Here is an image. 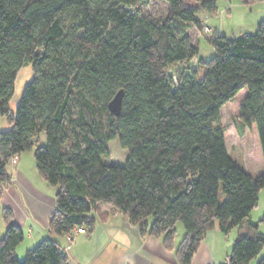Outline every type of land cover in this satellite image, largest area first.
<instances>
[{
  "label": "trees",
  "instance_id": "16d2710c",
  "mask_svg": "<svg viewBox=\"0 0 264 264\" xmlns=\"http://www.w3.org/2000/svg\"><path fill=\"white\" fill-rule=\"evenodd\" d=\"M144 1L0 0V114L10 124L0 132V198L12 184L10 159L34 151L39 174L57 188L51 235L92 233L91 213L109 203L143 236L161 238L180 264H191L208 231L239 227L225 264H250L264 246L250 217L264 171L253 176L231 157L214 120L246 89L236 129L243 136L256 126L264 162V18L256 32L210 37L214 55L205 59L188 29H202L199 14L217 13L219 0H164L161 16L145 14ZM28 62L34 76L14 113ZM120 89L115 115L109 103ZM113 140L127 150L124 163L103 161ZM178 221L185 233L176 244ZM24 238L8 219L0 264H69L53 237L19 259Z\"/></svg>",
  "mask_w": 264,
  "mask_h": 264
},
{
  "label": "rangeland",
  "instance_id": "374dc122",
  "mask_svg": "<svg viewBox=\"0 0 264 264\" xmlns=\"http://www.w3.org/2000/svg\"><path fill=\"white\" fill-rule=\"evenodd\" d=\"M218 8L219 10L215 14L206 12L199 14V17L203 20L202 29L197 27L188 29L192 43L199 45L200 55L205 59H209L214 55V50L208 41L210 37L219 33L235 37L245 32H256L258 22L264 18V0H219ZM141 9L145 14L161 16L167 14L168 5L164 0H147L142 3ZM192 66L198 67L197 60ZM178 67L179 65L175 64L171 66L170 71L175 73ZM33 76V68L28 62L19 71L15 82V91L10 102V107L14 113L25 86L32 80ZM245 94L246 89H242L232 100L226 103L220 110L219 116L214 120V124L224 126L226 144L231 157L240 166L250 170L252 174H260V165L264 162L256 126L246 129L243 136L239 135L236 129V124L239 122L240 102ZM9 128L10 124L6 117L0 114V132ZM114 143L115 140L111 141L110 145ZM125 152L127 153V150L123 151L116 142L113 155L109 157L104 156L103 161L106 163H124ZM7 169L11 173L13 171L16 172L18 175L14 185L17 186L20 199L26 203L29 209H34L35 211L49 209V206L46 205L47 202L50 205H56L57 188L48 184L39 174L34 151H25L20 155H15L8 162ZM8 186L1 188L2 195ZM40 196L44 198L42 203L40 202ZM250 217L259 223V231L264 233V222L260 221L264 217V188L259 194L258 206L253 209ZM8 219L12 223V211L11 209H5L0 202V239L4 235ZM44 221V219H41V222L37 225L39 227L38 230L34 229L32 231L31 226H27L24 233H27L28 236V233H39V230L43 232L48 229V223L44 224ZM176 226L178 235L185 233V226L182 221H178ZM239 230V227H235L228 234L220 232L221 239L218 241V253L221 264L227 263ZM36 244H32L28 238L23 240L16 248L17 257L21 260L24 259L26 250L34 248ZM262 257L264 258V246L259 255L250 264H257L258 259Z\"/></svg>",
  "mask_w": 264,
  "mask_h": 264
},
{
  "label": "crops",
  "instance_id": "0c3cea01",
  "mask_svg": "<svg viewBox=\"0 0 264 264\" xmlns=\"http://www.w3.org/2000/svg\"><path fill=\"white\" fill-rule=\"evenodd\" d=\"M247 171L253 176L258 175ZM260 171L259 173L264 171V163L260 165ZM8 172L11 173L9 170ZM12 173V184L3 192L0 198L1 205L5 209H11L12 223L20 226L23 231L27 226H31L32 231L38 230L37 225L41 219L45 220L44 224L48 223L56 205L47 202L49 209L42 211L29 209L20 199L17 186L14 185L18 175L14 171ZM43 201L44 198L40 196V202ZM91 215L95 217V228L92 233L78 234L71 239L70 234L54 236L46 229L43 232L39 230V233H28V236L24 233V240L28 238L32 244H36L46 237L55 238L67 253L69 264H180L175 251L165 248L161 238L143 236L139 228L131 224L123 212L111 204L100 203L99 210L93 211ZM220 232L218 227L207 232L191 264H221L218 253ZM183 236L184 234L178 235L177 229L176 244ZM28 250L30 249L28 248L25 253Z\"/></svg>",
  "mask_w": 264,
  "mask_h": 264
},
{
  "label": "water",
  "instance_id": "95a60500",
  "mask_svg": "<svg viewBox=\"0 0 264 264\" xmlns=\"http://www.w3.org/2000/svg\"><path fill=\"white\" fill-rule=\"evenodd\" d=\"M124 89H120L109 103V109L115 115H119L122 109Z\"/></svg>",
  "mask_w": 264,
  "mask_h": 264
},
{
  "label": "built area",
  "instance_id": "2783aa9c",
  "mask_svg": "<svg viewBox=\"0 0 264 264\" xmlns=\"http://www.w3.org/2000/svg\"><path fill=\"white\" fill-rule=\"evenodd\" d=\"M87 230L84 227H77L74 229V231L70 234L71 239L74 238L78 234H86Z\"/></svg>",
  "mask_w": 264,
  "mask_h": 264
}]
</instances>
